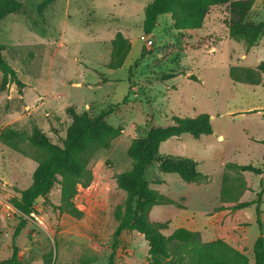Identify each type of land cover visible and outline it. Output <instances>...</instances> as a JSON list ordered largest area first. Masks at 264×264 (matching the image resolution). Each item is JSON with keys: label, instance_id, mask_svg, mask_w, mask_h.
<instances>
[{"label": "rangeland", "instance_id": "374dc122", "mask_svg": "<svg viewBox=\"0 0 264 264\" xmlns=\"http://www.w3.org/2000/svg\"><path fill=\"white\" fill-rule=\"evenodd\" d=\"M16 1L22 9L0 21L1 55L19 80L0 71V264L13 253L21 264H151L141 233L126 230L114 242L116 212L125 201L116 176L131 167L133 139L170 125L172 116L199 113L210 116L212 134L172 137L158 157L191 158L204 177L185 182L153 162L144 178L172 203L154 205L149 220L161 225L166 240L176 229L196 234L187 244L166 242L165 260L190 264L192 246L221 241L255 264V241L260 233L264 238V34L253 46L232 38L225 5L212 6L198 29H177L171 14L160 15L144 35V8L152 0ZM247 19L264 23V0H253ZM246 69L259 83L244 81ZM116 104L105 119L121 133L108 148L89 152L88 180L71 200L81 216L58 209L54 184L14 237L20 214L11 199L31 184L43 156L13 133L28 136L37 128L60 145L69 108L96 115ZM258 196L261 231L257 204L241 206Z\"/></svg>", "mask_w": 264, "mask_h": 264}, {"label": "trees", "instance_id": "16d2710c", "mask_svg": "<svg viewBox=\"0 0 264 264\" xmlns=\"http://www.w3.org/2000/svg\"><path fill=\"white\" fill-rule=\"evenodd\" d=\"M218 5H225L228 10L226 20L228 34L242 41L246 46L255 45L264 34V23L247 19L253 0H152L144 8L143 33L151 34L157 18L164 14L172 15L177 29H198L210 8ZM21 9L22 4L19 1L0 0V21L10 14L18 13ZM259 68L264 72L263 65ZM0 71L4 79L9 78V81L14 80L19 83L14 70L4 61L1 47ZM245 73L247 77L244 81L250 84L259 83L258 80L253 79L251 70L246 69ZM163 77L170 78L173 75L165 74ZM234 79L242 80L238 76H234ZM125 101L126 97L123 99V102ZM115 106L117 104L109 106L107 110L96 115L87 112L77 113L73 108H69L67 112L71 123L60 145L52 143L37 128H34L28 136L23 132L13 133L21 139L26 138L34 147L35 154L43 156L38 160L33 171L31 184L21 191L19 197L15 196L11 199L12 206L20 214L14 237L24 227L25 218L31 213L35 200L47 195L54 184L60 186L58 209L75 217L81 216V211L73 206L71 200L76 193L77 185L88 180L86 161L89 152L96 148H108L111 141L121 133L120 127L111 126L105 119L113 112ZM171 120L170 125L151 127L143 137L131 141L127 148V155L132 161L131 167L116 176L117 186L125 192V201L116 212L118 224L113 232L114 242H118L123 231L134 230L141 233L151 246L153 259L151 264H176L173 260L164 259L169 255L166 242L176 240L180 244H187L188 240L196 238V234L186 229H176L171 238L166 240L159 232L161 225L149 220L148 214L154 205L169 204L172 200L149 187L144 178L146 169L157 160L159 170L163 173L177 174L185 182L202 179L204 175L198 171L195 160L172 156L160 158L158 151L160 145L172 137L189 134L198 138L201 135L212 134L210 116L207 113H199L193 117L172 116ZM229 165L241 171L260 173V169L252 165ZM253 203L257 204L256 222L261 231L262 223L258 216L259 196L255 202H246L241 206H249ZM188 253L190 264H247L243 254L221 241L197 243ZM255 254V264H264V238L261 233L255 241ZM1 264L21 263L13 253L10 259Z\"/></svg>", "mask_w": 264, "mask_h": 264}, {"label": "built area", "instance_id": "2783aa9c", "mask_svg": "<svg viewBox=\"0 0 264 264\" xmlns=\"http://www.w3.org/2000/svg\"><path fill=\"white\" fill-rule=\"evenodd\" d=\"M144 35H145V34H144ZM143 37H145V36H143ZM145 42H146V43H150V40H149L148 37L145 38Z\"/></svg>", "mask_w": 264, "mask_h": 264}]
</instances>
